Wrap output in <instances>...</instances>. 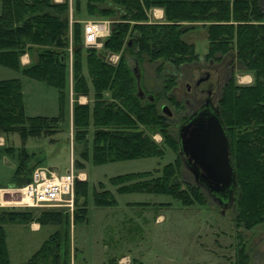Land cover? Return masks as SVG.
Masks as SVG:
<instances>
[{
	"label": "trees",
	"instance_id": "obj_1",
	"mask_svg": "<svg viewBox=\"0 0 264 264\" xmlns=\"http://www.w3.org/2000/svg\"><path fill=\"white\" fill-rule=\"evenodd\" d=\"M73 6L79 12L80 0H73ZM151 8L162 9L161 21H148L147 12ZM83 11L87 16L110 21L101 49L83 46L80 23L73 18V13L69 24L67 0H0V66L19 71L57 91L56 115L27 116L20 80L0 79V136L17 132L24 141L27 137L52 135L63 117L70 76L71 146L79 158L86 157L88 140L91 162L96 165L161 157L163 146L175 153L178 139L167 129V116L159 112L152 95L144 99L136 95L138 83L128 56L138 66L142 59L158 61L155 70L160 72L164 64L176 69L196 63L200 57L218 63L230 55L238 70L251 76L249 83L239 84L229 74L222 81L215 104L228 139L235 174L232 220L236 227L246 230L263 224L264 0H84ZM196 26L203 29L207 40L206 52L201 56L194 52L192 43L182 38V34ZM24 53L33 58L21 65L19 58ZM109 54L117 55L114 63L106 60ZM166 82L164 89L167 90L175 84L171 78ZM89 92L90 104L79 103L78 97H87ZM167 100L175 108L179 107L172 95ZM154 132L161 135V143L153 140ZM7 149L11 151L10 147ZM175 154V159L163 164L157 175L153 176V171L129 172L110 177L109 183L119 194H162L181 205H203L206 198L200 188L181 181L182 162ZM16 156L17 164L8 184L13 187L28 182L35 167L29 165L33 154L23 148ZM73 166L80 168L82 164L74 160ZM74 185L72 224L81 222L86 212L85 181L75 180ZM96 185L97 189L92 191L93 204L115 206L113 194L102 182ZM31 220L40 225L64 222L66 226L49 234L23 264H69L67 215L43 211L34 217L30 210L11 209H0V264H10L2 225ZM233 264H247L241 243Z\"/></svg>",
	"mask_w": 264,
	"mask_h": 264
},
{
	"label": "rangeland",
	"instance_id": "obj_2",
	"mask_svg": "<svg viewBox=\"0 0 264 264\" xmlns=\"http://www.w3.org/2000/svg\"><path fill=\"white\" fill-rule=\"evenodd\" d=\"M67 4L69 24L73 13V18L79 20L81 32L82 24L86 20L104 21L108 23L109 28V20L85 15L84 0H80L79 12L74 8L73 0H67ZM152 9L147 12L148 21L156 20L150 19ZM105 37L100 38L95 49H101ZM182 38L193 44L194 52L199 56L206 52L207 40L203 29L199 26L182 34ZM115 55H107L106 60L114 63ZM128 61L131 67L137 66L141 98L152 95L163 116L165 114L160 110V106L167 107L170 112L167 116V129L175 137H177V126L186 110L182 102L183 97L187 96L185 84L191 86L196 78L207 72L209 82H218V86L215 85L214 89L216 93L214 98L217 100L222 81L229 74H233L236 83L239 84L251 81L248 73L238 70L237 63L230 55L222 58V63L207 62L200 57V61L178 66L176 69L164 64L160 72L155 70L158 61L149 62L142 59L140 66L133 63L130 56H128ZM67 64L69 68L70 51L67 54ZM9 78L20 80L25 115L51 116L57 114L55 88L30 79L19 71L0 66V79ZM170 78L175 81V84L170 90L164 89L166 81ZM69 86L70 76L67 78L63 117L52 135L27 137L24 141L20 139L17 132L1 135L4 142L0 145V184H3V188L11 186L8 184L11 183L12 171L17 163L16 153L21 148L33 154L29 161L30 166H43L49 169L55 167L57 173L67 170L70 158L73 161L78 160L82 166L74 167V173H80L81 178H83L82 173L85 175L83 179L86 184L85 218L81 222L72 224L75 209V185L71 209L64 205L66 202L47 206L15 205L9 202L12 196L8 194L0 196V209L30 210L34 217L43 211L60 212L62 215H67L69 264H233L235 251L240 243L244 245L247 264H264V223L248 230L236 227L232 220V202L219 206L201 188L206 198L203 205L197 203L181 205L177 200L162 194L116 193L114 186L109 183L110 177L142 171H153L152 175H157L163 164L175 159L177 151L174 153L163 146L164 154L161 157L138 158L96 165L91 162L90 140H88L86 157L79 158L72 151L71 146L73 140ZM169 95L176 98L179 107L175 108L167 100ZM81 101L84 103L88 101L90 104L91 92L86 100ZM151 136L155 142L161 143V135L158 132L152 133ZM6 147H10L11 151L8 149L6 151ZM179 170L183 183L194 184L192 175L183 164ZM97 182H102L104 188L113 194L116 200L115 206L97 207L93 204L92 191L97 189ZM135 202L143 204L135 205L133 204ZM2 226L9 263L23 264L49 234L57 229L62 231L66 224L61 222L57 225H40L31 220L26 223L6 222ZM32 228L38 229L32 231Z\"/></svg>",
	"mask_w": 264,
	"mask_h": 264
},
{
	"label": "water",
	"instance_id": "obj_3",
	"mask_svg": "<svg viewBox=\"0 0 264 264\" xmlns=\"http://www.w3.org/2000/svg\"><path fill=\"white\" fill-rule=\"evenodd\" d=\"M132 73L137 84L136 65ZM136 95L142 96L138 85ZM160 110L166 116L170 115L165 105H161ZM177 139V154L182 156L181 162L192 175L194 184L219 206L231 203L236 186L235 174L229 156L228 139L216 108L211 109L204 104L193 112L178 126Z\"/></svg>",
	"mask_w": 264,
	"mask_h": 264
},
{
	"label": "built area",
	"instance_id": "obj_4",
	"mask_svg": "<svg viewBox=\"0 0 264 264\" xmlns=\"http://www.w3.org/2000/svg\"><path fill=\"white\" fill-rule=\"evenodd\" d=\"M108 23L101 20H86L82 24V44L84 47H96L100 38L108 35ZM113 54H110V56ZM110 56L108 60L110 61ZM117 60V55L113 62ZM111 62V61H110ZM2 141L0 140V145ZM75 179H81L80 173H74L73 160L70 158L69 166L63 173L35 166L30 173V180L20 186L0 188V196H12L9 201L15 205L47 206L66 202L69 209L73 205V188ZM66 200V201H64Z\"/></svg>",
	"mask_w": 264,
	"mask_h": 264
},
{
	"label": "flooded vegetation",
	"instance_id": "obj_5",
	"mask_svg": "<svg viewBox=\"0 0 264 264\" xmlns=\"http://www.w3.org/2000/svg\"><path fill=\"white\" fill-rule=\"evenodd\" d=\"M214 83L208 81V73L204 72L201 76L196 78L195 81H193L191 86L185 84L187 96L183 97L182 102L186 110L182 114L180 124H182L193 112L201 109L204 104H207L211 109L216 108V99L214 98L216 93L214 89L215 85L216 87L218 86V82L216 83L215 81ZM180 124H178V126ZM179 156L182 161V156Z\"/></svg>",
	"mask_w": 264,
	"mask_h": 264
},
{
	"label": "crops",
	"instance_id": "obj_6",
	"mask_svg": "<svg viewBox=\"0 0 264 264\" xmlns=\"http://www.w3.org/2000/svg\"><path fill=\"white\" fill-rule=\"evenodd\" d=\"M53 2H60L61 0H52ZM152 14L150 13V19L152 20H154V19H156V20H160V19H162L163 17V12H162V10L161 9H159V8H153L152 10ZM149 17V16H148ZM155 20V21H156ZM32 58H33V56H31L29 53H24L23 55H21L20 56V58H19V61H20V64L21 65H25V64H28L31 60H32ZM69 88H70V86H69ZM80 99V100H79ZM78 99V102L79 103H84L83 101H81L82 99H85L86 100V97H80ZM38 115V114H37ZM33 116H36V115H33ZM41 116H50V115H41ZM51 116H54V115H51ZM70 121H71V119H70ZM71 123V122H70ZM2 136H0V138H1ZM1 141H2V144H3V142H4V139L3 138H1ZM8 152H10V151H8ZM29 154V153H28ZM32 154V153H31ZM16 160H17V158H16ZM17 164V163H16ZM41 165V164H40ZM16 166V165H15ZM14 166V167H15ZM52 168V167H51ZM50 168V169H51ZM52 170H54V171H56V168L55 167H53L52 168ZM82 175H83V178H81V180H83L84 178H85V175L82 173ZM35 229H38V228H32V231H37V230H35Z\"/></svg>",
	"mask_w": 264,
	"mask_h": 264
},
{
	"label": "bare ground",
	"instance_id": "obj_7",
	"mask_svg": "<svg viewBox=\"0 0 264 264\" xmlns=\"http://www.w3.org/2000/svg\"><path fill=\"white\" fill-rule=\"evenodd\" d=\"M244 77V76H243Z\"/></svg>",
	"mask_w": 264,
	"mask_h": 264
}]
</instances>
